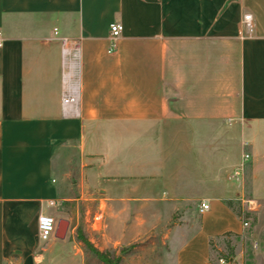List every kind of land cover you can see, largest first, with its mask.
<instances>
[{"label": "crops", "instance_id": "crops-1", "mask_svg": "<svg viewBox=\"0 0 264 264\" xmlns=\"http://www.w3.org/2000/svg\"><path fill=\"white\" fill-rule=\"evenodd\" d=\"M214 128L264 160V0H0V264H43L36 217L59 201L84 205L64 239L78 228L119 264H208L209 239L243 233L224 204L237 153ZM69 147L88 188L75 197L53 169ZM72 247L70 262L101 264Z\"/></svg>", "mask_w": 264, "mask_h": 264}, {"label": "rangeland", "instance_id": "rangeland-1", "mask_svg": "<svg viewBox=\"0 0 264 264\" xmlns=\"http://www.w3.org/2000/svg\"><path fill=\"white\" fill-rule=\"evenodd\" d=\"M90 128H85V136L93 140L102 139L104 136L105 128L102 125H91ZM247 129V128H245ZM213 141H226L229 144V152L237 153V162L230 168L227 176V181L230 187L235 193L232 203L236 206L238 203L241 210L248 213V218L240 220L246 222V227H243V233L237 237H224L215 240L211 247L210 257L212 264H264V160L259 161L256 156L253 157L251 144L242 141V134L236 133L230 130H216L214 128ZM198 140H203V136L198 134ZM242 154H248L249 160L243 164L242 171L234 177L239 163L240 156ZM87 156L84 155L82 163L88 165ZM88 166H83V170ZM53 169L58 176V184L63 185L64 190L61 192L64 196L75 197L78 192L83 189V192H87L85 177L80 174L79 164L77 163V151L75 148H67L63 153L58 152L53 159ZM82 187V188H81ZM74 202H61L59 201L54 206L52 205V212L48 214L55 221L64 219L68 221L70 230L75 225L76 213L83 215L84 205L78 202L77 206ZM248 207L253 208L252 211L248 210ZM47 215V214H46ZM189 217V216H187ZM78 231V228H77ZM79 232H81L79 230ZM77 232L67 238L63 239V242H57L52 244V240L40 243L39 251L44 252L45 259L43 264H75L69 261V258L75 253H82L72 247V243L75 242ZM229 245L233 249V257L227 261L222 259L223 263H220L217 258L218 255L226 257L228 255V249L224 247L225 244ZM133 247L124 248L126 252H129ZM126 254V253H125ZM127 260V258H126ZM122 264H128L127 261Z\"/></svg>", "mask_w": 264, "mask_h": 264}, {"label": "built area", "instance_id": "built-area-1", "mask_svg": "<svg viewBox=\"0 0 264 264\" xmlns=\"http://www.w3.org/2000/svg\"><path fill=\"white\" fill-rule=\"evenodd\" d=\"M242 25L244 28V31L247 34H250L251 32V17L249 14H244L242 16ZM121 32V25L118 23H112L108 26V37H109V48L108 53H111L114 49V43L115 40L118 38ZM56 29H53V34L56 35ZM61 52L64 55L66 53V45L67 40L61 39ZM73 47V53L76 54L77 52V45L74 43L72 45ZM77 102V93H76V87L74 85H65L62 93H61V107L65 109L66 107H73L76 105ZM249 160L248 154H242L240 156V162L239 165L234 172V177H236L243 169V164L246 163ZM49 206H52V203H49ZM209 209V206L206 201H202L199 203L197 208V213L203 214ZM253 208L248 207V210L251 211ZM94 221H99L100 217L96 216L93 218ZM55 220L46 214H38L36 217V228H37V238L41 243L48 242L53 235L54 227H55ZM242 227H246V222H242ZM220 263H223L221 260Z\"/></svg>", "mask_w": 264, "mask_h": 264}, {"label": "trees", "instance_id": "trees-1", "mask_svg": "<svg viewBox=\"0 0 264 264\" xmlns=\"http://www.w3.org/2000/svg\"><path fill=\"white\" fill-rule=\"evenodd\" d=\"M226 205V207L236 216L238 217L240 220H244L248 218V213H245L241 210L240 206L238 203H236L237 205L235 206L234 203H232L231 201H225L224 203ZM77 232V236H76V240L83 246L84 250L86 252H88L89 254H91L96 260H98L101 264H119L120 263V256H116L113 253L104 251V252H100L98 250H96L86 239V237L79 232V229ZM237 237L239 235L237 234H233L230 232L224 233L220 236H216L214 238H211L208 240V264H212L211 261V257H210V252H211V247L212 244L215 240L224 238V237ZM224 247L226 249H228V255L226 257H222L221 255H218V259L222 260L224 259L225 261H227L229 258L233 257V249L232 247H229L228 243L224 245Z\"/></svg>", "mask_w": 264, "mask_h": 264}, {"label": "water", "instance_id": "water-1", "mask_svg": "<svg viewBox=\"0 0 264 264\" xmlns=\"http://www.w3.org/2000/svg\"><path fill=\"white\" fill-rule=\"evenodd\" d=\"M68 228V221L59 219L55 222L53 238L56 240H63Z\"/></svg>", "mask_w": 264, "mask_h": 264}]
</instances>
